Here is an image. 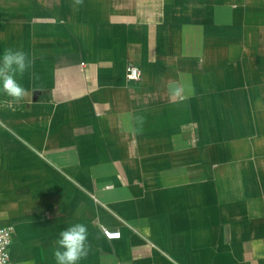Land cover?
<instances>
[{"label": "crops", "instance_id": "crops-1", "mask_svg": "<svg viewBox=\"0 0 264 264\" xmlns=\"http://www.w3.org/2000/svg\"><path fill=\"white\" fill-rule=\"evenodd\" d=\"M8 47L35 60L0 93L8 264L78 222L80 264H264V0H0Z\"/></svg>", "mask_w": 264, "mask_h": 264}, {"label": "clouds", "instance_id": "clouds-1", "mask_svg": "<svg viewBox=\"0 0 264 264\" xmlns=\"http://www.w3.org/2000/svg\"><path fill=\"white\" fill-rule=\"evenodd\" d=\"M82 4L83 0H73L74 8ZM34 63V58L24 50L5 48L0 53V93L17 102L25 99L28 90L20 81ZM55 245L53 257L56 264H80L91 251L88 226L80 222L69 225L61 230Z\"/></svg>", "mask_w": 264, "mask_h": 264}, {"label": "built area", "instance_id": "built-area-1", "mask_svg": "<svg viewBox=\"0 0 264 264\" xmlns=\"http://www.w3.org/2000/svg\"><path fill=\"white\" fill-rule=\"evenodd\" d=\"M141 68L133 63L129 62L126 68V76L129 81H136L141 78ZM13 226H1L0 225V264H8L10 260V246L12 243ZM104 234L108 238H119L121 236L120 230H113L110 228H103Z\"/></svg>", "mask_w": 264, "mask_h": 264}]
</instances>
